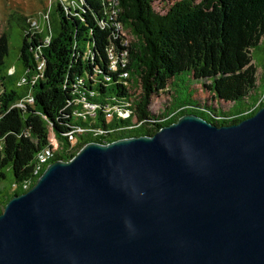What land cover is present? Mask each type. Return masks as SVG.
Masks as SVG:
<instances>
[{
    "label": "trees",
    "instance_id": "obj_1",
    "mask_svg": "<svg viewBox=\"0 0 264 264\" xmlns=\"http://www.w3.org/2000/svg\"><path fill=\"white\" fill-rule=\"evenodd\" d=\"M155 1L120 0L113 15L104 0H54L48 28L25 31L15 18L24 32L11 58L8 38L0 36V185L8 181L0 186V213L51 161H67L87 143L151 136L185 114L215 126L236 124L264 106V77L247 91L246 63L251 35L264 22V0H180L164 13ZM121 23L139 50L128 63L121 58ZM194 83L230 101L227 111L198 104ZM137 86L140 96L132 93ZM163 89L169 103L157 117L149 105ZM84 104L95 106L94 116ZM69 107L85 118H65ZM48 149L53 159L40 164Z\"/></svg>",
    "mask_w": 264,
    "mask_h": 264
},
{
    "label": "water",
    "instance_id": "obj_2",
    "mask_svg": "<svg viewBox=\"0 0 264 264\" xmlns=\"http://www.w3.org/2000/svg\"><path fill=\"white\" fill-rule=\"evenodd\" d=\"M0 264H264V106L51 161L0 213Z\"/></svg>",
    "mask_w": 264,
    "mask_h": 264
},
{
    "label": "rangeland",
    "instance_id": "obj_3",
    "mask_svg": "<svg viewBox=\"0 0 264 264\" xmlns=\"http://www.w3.org/2000/svg\"><path fill=\"white\" fill-rule=\"evenodd\" d=\"M54 0H0V36L6 35L10 46V58L14 53V50L19 45V36L24 30H19L17 22L21 25L25 31L35 29L40 31L44 28L49 27L50 17L49 9L51 3ZM107 4L111 0H104ZM117 1V0H116ZM180 0H157L155 1V10L164 13L170 6ZM67 4V0H64ZM114 8H119L120 0L117 1ZM117 5V6H116ZM109 7V4H108ZM108 10V8L106 9ZM109 11H106V13ZM13 18V19H12ZM15 18H19V21H15ZM118 29L124 38L123 44L125 45L126 51L121 54L123 61L128 63V57L130 54H138L137 40L133 37L130 29L124 23L118 26ZM264 45V22L261 23L252 33L249 45L246 50V63L247 71L249 74L250 88H258L261 86L264 77V64L260 63L259 57L264 59V46L259 51V54L255 53L257 46ZM112 61V65H114ZM125 76V74L123 75ZM131 84V83H129ZM193 88L195 89L194 99L202 107H211L215 111L220 110L226 112L230 107V101H223L216 99L212 94L203 89L201 83H194ZM132 93L135 96L141 95V88L137 86L133 88ZM170 92L166 89L157 91L153 96L149 105V110L154 116L159 117L164 108L169 103ZM8 181L2 183L0 186H6Z\"/></svg>",
    "mask_w": 264,
    "mask_h": 264
},
{
    "label": "built area",
    "instance_id": "obj_4",
    "mask_svg": "<svg viewBox=\"0 0 264 264\" xmlns=\"http://www.w3.org/2000/svg\"><path fill=\"white\" fill-rule=\"evenodd\" d=\"M118 1V0H117ZM116 0H111L110 2H108L109 4V7H108V4L106 3V7L108 8V11H109V14H113V15H116L115 13L117 12V8H114V5L117 3L118 5V2ZM116 2V3H115ZM116 5V6H117ZM112 63V62H111ZM30 101V100H29ZM262 101V99L258 102V104ZM257 104V105H258ZM84 109H85V112L87 115L89 116H94V109H95V106L94 105H89V104H84L83 105ZM118 112V115L123 117V118H126L128 117L129 113L128 112H122V111H117ZM83 112H71V108L69 107L68 108V111L65 113V118H69L70 116L72 117H82V118H85V114ZM77 132H82L81 129H77L76 130ZM51 142L54 146V149L57 148V144L56 142L54 141V139L52 138L51 139ZM53 149H48L44 152H42L39 157H38V160H39V163L40 164H46V163H49L52 159H53Z\"/></svg>",
    "mask_w": 264,
    "mask_h": 264
}]
</instances>
